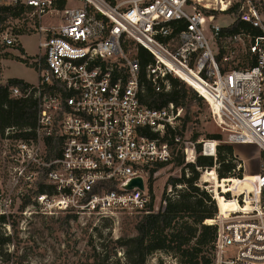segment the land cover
I'll use <instances>...</instances> for the list:
<instances>
[{
    "label": "built area",
    "instance_id": "2783aa9c",
    "mask_svg": "<svg viewBox=\"0 0 264 264\" xmlns=\"http://www.w3.org/2000/svg\"><path fill=\"white\" fill-rule=\"evenodd\" d=\"M1 7L40 22L44 37L43 52L29 61L37 84L10 88L13 97L33 96L39 111L34 127L0 130V215L25 197V210L48 215L158 211L146 187L151 170L169 163L176 146L190 156L183 107L144 101L149 83L169 92L170 76L196 80L199 87L188 84L227 132L224 143L255 144L264 155V0H0ZM46 15L60 23L43 25ZM18 37L3 32L0 44L16 47ZM140 48L153 57L144 72ZM201 142L216 162L219 140ZM191 152L195 162L196 145ZM138 178L144 187H129ZM252 183L222 193L234 201L226 212L207 189L218 206L210 264H264V166Z\"/></svg>",
    "mask_w": 264,
    "mask_h": 264
},
{
    "label": "rangeland",
    "instance_id": "374dc122",
    "mask_svg": "<svg viewBox=\"0 0 264 264\" xmlns=\"http://www.w3.org/2000/svg\"><path fill=\"white\" fill-rule=\"evenodd\" d=\"M71 4L76 5L74 1H71ZM3 16L5 20L0 24V34L12 31L20 35L18 37L20 46L24 47L25 52L31 56L23 55L19 45L15 47L0 44V70L2 67L5 78L20 75L37 82L39 74L36 64H30L29 61L32 56L39 57L43 52L39 46L40 40L44 37V33L38 29L40 22L31 21L24 13L14 16L10 12H5ZM59 23L60 17L53 15H46L42 20V24L45 26L58 25ZM22 58L27 60H22ZM186 85L191 87L188 83ZM186 112L187 109L183 107L181 128ZM190 112L191 119L182 133L183 140L188 143L190 150L188 160L186 153L184 151L182 153L176 146L173 159L156 171L148 181L146 180V187L154 194V205L159 209L164 207L163 199L167 193L170 178L181 177L183 171L187 176L190 175L188 164L192 163L190 162L192 159L191 149L197 143L209 139L219 140L217 156L219 146L228 145L222 141L226 139L227 132L216 124L203 99L197 100ZM217 135L220 137H216ZM195 137L196 141H194ZM231 146L233 153L229 159L235 165L231 176L243 178L245 175V179L235 182V185L230 189L236 194L242 188H253L251 176H255L264 166V155L255 144H234ZM201 152L200 154H202ZM197 155L196 151V157ZM181 157L183 164L177 165V160ZM213 158L215 162V157ZM208 169L209 167L201 169L200 181L205 190L211 191L215 190L216 186L214 182L205 178ZM214 170L216 171V169ZM178 190L176 189L173 197L176 196ZM22 202L23 199L17 202L12 212L7 216L10 223L0 225V235L11 236V241L5 245L8 255L0 254V264H128L124 247L118 242V239L137 234L136 224L143 216L142 214L118 212L112 218H103L95 214L79 215L69 219V225H63L62 221L70 212L58 211L48 215L36 211L34 208L27 211L25 207L22 208ZM202 250L199 257L205 254L207 258H210L209 250L205 246L202 247ZM144 264L182 263L173 252L157 250L146 257Z\"/></svg>",
    "mask_w": 264,
    "mask_h": 264
},
{
    "label": "trees",
    "instance_id": "16d2710c",
    "mask_svg": "<svg viewBox=\"0 0 264 264\" xmlns=\"http://www.w3.org/2000/svg\"><path fill=\"white\" fill-rule=\"evenodd\" d=\"M5 12H10L14 16L22 14L20 10L1 7L0 24L5 20L3 16ZM240 24V21H238L234 29L237 30ZM18 47L24 55V49L20 45ZM139 56L144 72L145 66L153 61V57L144 48L139 49ZM24 59L26 58H22V60ZM170 80L171 89L167 93H156L149 83L144 101L153 107H162L169 102H173L178 107H185L187 112L183 126L180 129V132L183 133V130L191 119L190 111L192 106L197 100H202V98L182 80L172 76H170ZM14 85L26 88L34 84L19 78H10L6 83H0V130H4L9 126H18L20 128L34 127L36 124L39 111L37 100L33 96L13 97L10 88ZM216 137L220 136L217 135ZM196 140L195 137L194 141ZM201 149V143H197L196 151L198 155L195 162L188 164L190 170L189 176L183 171L181 177L170 178L168 188L172 186L173 194L168 193L167 188V193L163 199L166 201L164 207L158 211L142 214L143 216L136 224V235L118 239V242L124 247L128 264H144L146 257L157 250L173 252L178 256L182 264L210 263V259L205 254L199 257V253L203 251V246L209 252L212 248L217 227L214 224L206 223V221L215 218L218 206L211 194L200 185L201 170L198 167L201 169L209 167L205 178L214 182L216 176L218 191L220 192L223 190L226 182L243 179L231 176L232 171L235 169V165L229 159L233 153L231 145L219 146L216 162H214L213 156L200 154ZM177 161V165L183 164L182 157L178 158ZM166 164H158L151 170V176ZM215 164H218V167L216 166L217 173L214 170ZM40 189L45 190L46 187L42 185ZM176 189H179L178 193L173 197ZM248 189L251 190L252 188ZM219 197L221 196L219 195ZM29 202L30 197H25L22 202V208ZM220 202L225 212L234 207V201L231 198L222 196ZM73 217L76 218L77 215L74 213L68 214L66 219L62 221V224L69 225L68 220ZM6 223H10L7 216L0 215V225ZM10 241L11 236L0 235V254L2 256L8 255L5 245Z\"/></svg>",
    "mask_w": 264,
    "mask_h": 264
},
{
    "label": "bare ground",
    "instance_id": "6f19581e",
    "mask_svg": "<svg viewBox=\"0 0 264 264\" xmlns=\"http://www.w3.org/2000/svg\"><path fill=\"white\" fill-rule=\"evenodd\" d=\"M183 78L192 86H195V87H199V85L197 84V82H196V80L193 78V77H191L190 75H183ZM190 151V150H189ZM207 154H209V155H213L214 154V150H207ZM252 177V180L255 178V176H251ZM245 179V178H244ZM238 181H241V180H238ZM235 182H237V180H234V181H232V182H226L225 183V185H224V187H223V190L220 192L219 191V193L218 194H216V191L218 190V182H217V177L215 176V181H214V183H215V190H214V192H215V194H216V198H218V201H219V205H220V207H221V210H223V206H222V204H221V202H220V200H219V195L222 197L223 195H222V193L223 192H232L230 189L235 185ZM252 186H253V183H252ZM252 190V189H251ZM221 197H220V199H221ZM232 208H230L229 210H231ZM212 220L213 219H211V220H207L206 221V223H208V224H211L212 223Z\"/></svg>",
    "mask_w": 264,
    "mask_h": 264
},
{
    "label": "crops",
    "instance_id": "0c3cea01",
    "mask_svg": "<svg viewBox=\"0 0 264 264\" xmlns=\"http://www.w3.org/2000/svg\"><path fill=\"white\" fill-rule=\"evenodd\" d=\"M20 36V35H19ZM19 41V40H18ZM19 45H20V41H19ZM23 49H24V47H22ZM24 52H25V49H24ZM24 55H27V56H31V55H28L26 52H25V54ZM31 58H33V56L31 57ZM0 83H6L7 82V80L8 79H10V78H19V79H23V80H25V81H27V82H29V83H32V84H37V82H34V81H31V80H28V79H26L25 77H23V76H20V75H12V76H8V77H4V75H3V68L1 67V70H0Z\"/></svg>",
    "mask_w": 264,
    "mask_h": 264
},
{
    "label": "water",
    "instance_id": "95a60500",
    "mask_svg": "<svg viewBox=\"0 0 264 264\" xmlns=\"http://www.w3.org/2000/svg\"><path fill=\"white\" fill-rule=\"evenodd\" d=\"M135 185H139L141 188L144 187V185H143V181H142L141 178H138V179L134 180V181L129 185V187H133V186H135Z\"/></svg>",
    "mask_w": 264,
    "mask_h": 264
}]
</instances>
